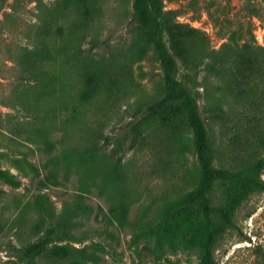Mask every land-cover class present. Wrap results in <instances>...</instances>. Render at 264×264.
I'll return each instance as SVG.
<instances>
[{"label":"rangeland","instance_id":"obj_1","mask_svg":"<svg viewBox=\"0 0 264 264\" xmlns=\"http://www.w3.org/2000/svg\"><path fill=\"white\" fill-rule=\"evenodd\" d=\"M0 0V264H204L213 167L264 181V0ZM11 176V177H10ZM221 264H264V190L220 178Z\"/></svg>","mask_w":264,"mask_h":264},{"label":"trees","instance_id":"obj_2","mask_svg":"<svg viewBox=\"0 0 264 264\" xmlns=\"http://www.w3.org/2000/svg\"><path fill=\"white\" fill-rule=\"evenodd\" d=\"M144 1L151 5L154 19L160 28L159 41L163 51V63L166 65L168 58V47L165 41L164 27L162 22L163 6L160 3V0ZM182 96L185 103L187 122L191 127L196 140L197 156L206 176L205 186L198 189L197 191H194V196L200 200L203 208L202 228L205 236L203 245L204 264H221L215 255V247L220 224L221 221H224L228 225H235V221L227 205H215L212 203L209 196L211 189L215 186V183L220 178L240 177L246 183L263 190L264 181L251 175H242L234 172H220L213 167L210 157L207 131L200 114V102L198 96L189 87H185L182 90ZM44 249L45 246L41 244L30 245L28 250L25 248V251L19 254V258L15 261V264H41L37 260V257L42 254Z\"/></svg>","mask_w":264,"mask_h":264}]
</instances>
